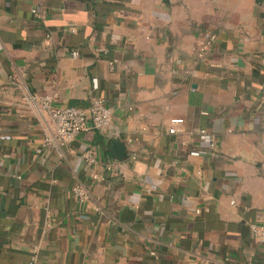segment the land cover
Masks as SVG:
<instances>
[{"label": "crops", "instance_id": "1", "mask_svg": "<svg viewBox=\"0 0 264 264\" xmlns=\"http://www.w3.org/2000/svg\"><path fill=\"white\" fill-rule=\"evenodd\" d=\"M206 31L217 41L198 59ZM31 96L86 111L100 97L113 118L39 153L52 122ZM252 224L264 225V0H0V264H264Z\"/></svg>", "mask_w": 264, "mask_h": 264}, {"label": "built area", "instance_id": "2", "mask_svg": "<svg viewBox=\"0 0 264 264\" xmlns=\"http://www.w3.org/2000/svg\"><path fill=\"white\" fill-rule=\"evenodd\" d=\"M36 11V9H33V12ZM216 41L217 35L215 33L211 31L204 32L203 38L195 49L197 58H205L214 48ZM71 55L73 57H78L79 52L74 50L71 52ZM31 99L34 103L40 102L41 108L48 112L52 122V128L44 135L42 145L37 149L39 153L47 148H54L60 151V155H62L64 149L70 147L78 136L86 133L91 128L102 133L106 132L113 118V109L100 97L92 99L89 111L74 105L54 107L48 97L38 99L37 96H31ZM183 124V118H173L171 120L169 132L171 134L178 133ZM198 137L209 143L212 147H215V137L208 131L201 130L198 133ZM82 158L88 167H93L97 162L95 151L91 149L85 150L82 153ZM92 177L98 179V174L93 173ZM72 192L81 202L88 201L91 198L90 190L81 182H77L73 185ZM251 228L255 238L258 241H264V225L252 224ZM27 264L41 263L38 256L34 254Z\"/></svg>", "mask_w": 264, "mask_h": 264}, {"label": "water", "instance_id": "3", "mask_svg": "<svg viewBox=\"0 0 264 264\" xmlns=\"http://www.w3.org/2000/svg\"><path fill=\"white\" fill-rule=\"evenodd\" d=\"M113 157L117 160L123 161L127 157V147L125 143L116 139L111 147Z\"/></svg>", "mask_w": 264, "mask_h": 264}]
</instances>
